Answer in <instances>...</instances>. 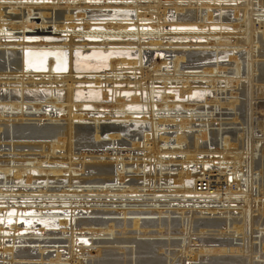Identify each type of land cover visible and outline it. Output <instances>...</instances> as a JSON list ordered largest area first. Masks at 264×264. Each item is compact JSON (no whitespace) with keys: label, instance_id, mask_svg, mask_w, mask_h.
Masks as SVG:
<instances>
[{"label":"bare ground","instance_id":"bare-ground-1","mask_svg":"<svg viewBox=\"0 0 264 264\" xmlns=\"http://www.w3.org/2000/svg\"><path fill=\"white\" fill-rule=\"evenodd\" d=\"M59 1L60 0H33L31 3L26 4V11L28 10V14L24 16L22 15L23 17L21 18V21L16 22L13 17L11 19L10 16L6 17L4 15L5 9L3 10V7L8 5L9 9L17 15L18 7H15L16 4H19L20 2L18 3V0H0V87H19L17 90L10 88L7 90V94H4L3 92L0 93V132L1 127H6L8 132H12L15 138L21 139V141L51 140L49 143H43L41 145H19L14 143L5 145L8 146V148L11 147L10 153L8 154L10 157L9 159L0 158V183L19 184L22 181V183L27 186L32 185V182L37 183L39 181L40 183H44V181H46V187L45 189L28 188L25 190L0 187V255L3 256L2 259L5 260L7 257L8 264H25L26 262L24 260L27 261V259L33 257L35 251L31 249L17 250L14 246L16 244V237L14 234L25 229L26 231L19 235L23 236L24 234H30V236L33 237L34 234L31 235V231L28 230L34 229L35 231H38L36 232L38 236L36 235L34 237L48 234L53 235L59 227L60 229L61 227L67 229L69 224L67 219H65L68 217L67 212L70 210H77V208H73L72 206L52 207L58 210L40 209L41 207L39 208L40 210H32L31 208L33 207H20L17 205L3 206L1 205L2 203H14V200L17 199L33 201L38 198H45L46 200H57L61 205L63 203L74 205L76 202L73 200H77L78 203L82 204L84 203L82 202L83 199L87 197L95 198L99 201H101V199L111 201V199L114 200L121 198L126 205L123 209L121 208L122 210L120 209V212L117 213V215H122L124 221L119 226L114 223L108 226L106 225V227L102 230L100 229L99 232L93 228L89 229L88 226L93 225V222H90L89 220H74L73 223L70 222V225L73 226L69 243L72 246V249H70L73 252L77 249L75 245L80 244L74 238V224H76V226L82 225L88 227V229L85 228L87 231L90 233H97V235H100V233H106L110 236L117 233L121 234L116 231L117 228H121L123 232L122 234L136 235V237L139 236V238H151L152 236L171 237L177 232L182 231L183 234L181 233V235H183L184 246L181 248L180 252L187 256L188 259L195 261L199 258L200 254L225 256L232 252L227 244L218 247L216 244L215 246L205 244L201 245L198 251L190 249V246H188V238L193 237L194 233L197 232V235L203 237L207 234L209 229H216L217 232H214V234L220 237L230 238L229 240H231V244H233L234 240H239L238 243L242 241V245L240 243V245H236L238 243L233 244L240 247L239 250H234L233 252L245 254L246 252L249 253L251 249L253 254L251 258L249 257L251 261L249 264H264L259 261L254 262L255 259L259 260L260 257L259 254L256 256L257 253L255 250L253 251L255 244L253 240L255 238L252 237L255 233H262V237L264 234V140L257 138L256 134L253 133V130H248V133L240 132L241 137L237 139H232L231 134L226 133L227 135L224 134L225 136H221V143L218 148L214 142L220 134H210L209 132L206 133L201 130L194 136L191 131L186 130L189 127L195 126H198L199 128L214 127L216 125L217 127H221L223 124L220 120L216 119L217 115L219 116L221 112L227 110L229 112L237 113L241 100L237 94H231L226 99L218 97L225 92L222 90L224 88L223 85L228 87V84L230 83L228 77L229 72H227V68L221 67L222 63L221 65L217 64L215 67L205 69L202 74H182L179 68L186 58L190 61L195 60L196 64L204 61L206 63L209 61L210 63L211 60H221L220 56H222V54H225L227 58L230 57L229 55L232 53L227 51V49H249L247 55H245L246 62L242 61L241 63V61H239L233 64L234 68L231 70V73L236 76L235 85L239 84L243 69H246L248 78L252 77V75L254 77L259 63L256 58L259 53L264 54V23L263 28H257L258 30H263L261 38L259 36L260 39L257 40L254 14L257 13L259 15H264V0H248V4H240L245 7L244 10L239 9V5L236 3L238 8L234 10V16L237 17L238 14L242 13L243 26L233 24L231 28L234 30L242 28V34L246 37L243 41H226L229 36L231 37L232 35H235L233 33H221V30H227L229 28V25L226 24L227 22L225 23L228 25L227 27H221L222 25L219 26L221 28V30H219L220 32H218V30L216 32L211 31L212 29L215 30V28H217V26H212L215 21V23L219 22L220 24H224L225 21L230 20V17L228 16L229 13L226 14L225 11L226 8H228L226 4L229 2H238L240 0H165L167 4H169L168 7L174 8L177 12V17H175L177 23L175 24L169 23L174 19L168 17L169 8L167 9V6L161 8L164 0H154L153 3L149 2L146 5L147 8H144V6L137 3L135 4L136 6H133L132 4H129L130 2L127 0L124 1V4L121 3L122 5L111 4L109 3V0H104L100 3L95 2L96 0L88 2L81 0H68L67 2L69 5L67 6V13L59 15L62 22L56 23L54 28L55 31L73 32L70 37L65 35L64 39H61L60 37L54 38V40L51 41L43 40L41 42L34 39L25 40L27 33L34 31L37 26L32 22L33 12L31 13V11H38L40 17L45 20L48 18V14L46 12L40 13V11H55L61 6ZM181 4L183 5L181 6ZM184 5H188V9L186 7L184 8ZM62 6L65 7L64 5ZM255 7L262 10H254ZM250 8H252V11H250ZM89 9H92L93 11L91 12ZM103 9L129 10L132 12L130 14L121 12L122 14L118 13L117 17L113 18V15L110 13L102 14L97 12V10L100 11ZM20 12L22 13V10ZM86 12L89 13V16L87 14L88 18L86 17ZM215 12H220L217 18L213 16ZM257 14V19H264V16H258ZM132 19H136L137 22H134ZM93 20L104 21L105 25L100 24L93 27V22H91ZM46 24L47 23L42 22L41 26L45 27ZM179 24L183 26L196 25L198 30L197 32H192L188 29L189 31L184 30L181 32L163 33L166 27L174 25L179 26ZM38 27H40V24ZM78 29L86 30L88 32L91 31L90 34H85V36H87V38L90 37L95 39H92L93 41L90 43L78 42L85 37L83 34H75ZM152 30H162L163 36L178 35L179 38H196L198 35L201 36L203 34H208L209 37H206L207 41L210 38L215 41L210 40L211 42L209 41L210 43L208 44H195L193 42L188 43L181 40V43H169V45H167L164 42V44L161 42L163 40L158 41L157 39V41L143 43L145 36H151L152 33H149V31ZM108 31H111V33L108 34ZM15 32L20 33L16 35ZM73 35L77 36L74 37ZM76 38H79V40ZM118 38L127 39L129 41L123 43H115L112 41L113 39ZM102 39L103 42L101 41ZM75 40H77V42H75ZM95 40H100L101 42L95 43ZM137 40L138 44H141L139 46L137 58L122 57L110 60L109 67L110 69L112 68V70H115L114 73H121V76H123L124 71L122 70L124 69L135 71V75L136 73L141 72L140 79H136L135 81H132L130 78L120 80L118 78L120 75H115L114 77L106 75L97 76L99 75L97 74L94 78L89 80L86 77H82L83 75L79 78L77 74L74 73V50H86L88 47L91 49L104 47L107 49L119 48L120 50L131 48L136 49V46H138V44H136ZM247 45L249 48H246ZM43 48H64L70 51V70L67 74L54 73L53 67L55 60L53 59H49L48 61L47 72H36L25 69L26 64L31 68H38V64L34 63L37 62V57L40 56L38 54L26 53V51ZM144 48H169L176 50L195 48L198 49L199 52H197V50H186L187 52L178 50L179 52H174L177 56L173 62V71L169 73L162 71V68L167 66L168 63L164 60L156 59L157 62L153 64L152 71L148 72L143 68L145 55L143 54L144 51L142 49ZM203 49L216 50L206 52L207 50ZM231 57H233V55ZM240 58L241 57L239 56V59ZM89 65L90 61L85 60H82L77 64L78 67L85 68L89 67ZM156 67L157 69H155ZM82 82H91L96 88L101 89L102 92V102L96 100L95 102H92L94 109L90 112H85L83 109L84 103L78 102L76 98V90L79 89L78 84ZM158 82L162 83H160L161 88L159 89H157L156 86ZM196 82L201 83L198 84ZM246 83L244 82V84ZM118 84L128 86L134 85L137 90L134 91L132 88L129 89L128 87L127 89H121L116 87L119 86ZM176 84H178V86H180L179 84L183 86H180L181 88H178L180 90L176 89V91L169 89V86H175ZM59 85L63 87L60 88L61 92H55V90L59 88ZM106 85L110 86V94ZM32 88L45 89L43 93H38L39 91H31ZM194 89L210 90L213 93L205 92L202 94H196L195 98L197 99L194 100L190 97L194 92ZM247 89H249V87ZM128 90H131V92H128ZM174 92H178L179 97H177L176 94H173ZM139 93H141L140 96ZM157 93L160 94L156 95ZM132 94L135 95L133 96ZM131 95L133 97H130ZM126 96H128V98ZM142 103L146 106V110H141L143 106L141 105ZM26 105L40 115V122L43 121V119H47V121L56 124L66 121L67 126L48 125L42 128L16 126L13 124L14 121H23L25 116L21 113L14 114L13 112H23ZM47 106L49 108H47ZM45 109H50V112ZM51 109L59 111L60 113H53L51 112ZM42 111H44V113ZM41 113L43 114L41 115ZM15 117L21 118L15 119ZM112 119H114L113 121L115 122L122 123V125L118 128L106 130V133L116 135H108L109 139L115 142V140L121 137V135L129 137L130 140H132L131 146L136 150V153L138 152V155L134 157L135 163L131 165L127 164V158H124L123 155H119L118 157V155L115 154L117 156H111V161H113V159L115 160L114 164H87V159L94 158L93 153L87 152L78 158L80 162H75L77 156L75 157L74 155L73 139H76L75 147L81 149V151L91 152L94 148L105 147L108 144H99L101 137L100 132H102V128L99 124L105 120L112 121ZM87 120L94 122V129L76 127V122ZM1 122L7 123L2 124ZM172 124L176 125L178 128L177 132L173 134L162 133L160 137L159 130ZM93 133L95 134L93 135ZM191 134H193L192 137ZM170 136L174 137L173 145L179 147V150L168 147L172 145V143H170L172 140V138H169ZM141 141L143 143H141ZM26 147L30 148V151L35 152L40 150L41 152L39 154H16V152ZM57 150L61 153L66 152L67 158H56L55 155L58 153ZM81 151L79 152L81 153ZM139 152H142V154L139 155ZM179 154H181L182 157L181 161L179 160V162H177L175 160V155ZM32 155L36 157L33 160L14 159L17 156L25 157ZM258 157L259 159L257 160ZM132 159L133 158H129L128 160L131 161ZM64 161H67V163ZM57 163L59 166H55ZM51 164L53 166H51ZM171 164H179V166L175 168V170H177L176 174H165L164 172L169 170L167 165ZM60 165H67V168H64L63 166L61 167ZM85 167L91 176L89 179L84 180L85 178H83L82 180L73 178L81 174ZM133 172L134 176H131L133 178L132 182H128L129 184L125 183L128 184V186L113 188L114 185L123 186V183H120L119 181L129 179L130 175L127 174L123 177V173ZM38 173L45 174L47 177L40 178L37 175ZM66 173L69 174L68 179L63 180L64 182L60 183L68 184V186L66 185L68 190L48 188V180L52 179V177H49L50 175L55 176V179H57L61 178V175ZM204 179L210 181V189L207 192H199L197 189V183ZM77 180H80L82 183L84 181L100 183L104 184V186L101 185L95 188L89 187L87 191H83L85 188L75 187L76 185H73V182L76 183ZM147 193H149V195ZM146 196H153V198L162 203L169 202L171 205L168 206L174 209L171 211L154 210L150 213L141 210V207L138 205L142 203ZM46 200L40 202L45 204ZM102 203L103 201H101V204ZM104 204L106 206V211H111V207H109L107 203ZM41 206L42 208H51L49 206ZM159 206L165 205L159 204ZM10 209H14L15 211H9ZM166 214H169L170 216H178L180 219L174 223L170 216H168L171 221L163 222L162 220H159V222H149L146 224L143 223L141 217L142 215L162 216ZM23 215H30L29 219H26L29 223L27 226L28 228H25V226L19 222V218ZM59 215L64 216V219L63 217L61 218L63 219L62 221L60 219L61 216ZM129 215L135 216V219L132 222L127 219ZM233 216H238V218H233ZM9 218H12L10 222L7 220ZM36 218L49 220H31ZM58 218L60 219V222L57 221ZM29 227L32 228L29 229ZM38 227H41L42 229H39ZM45 228L48 230H45ZM130 228L131 230H128ZM151 228H157V230L154 232H148ZM6 230H8V232H6ZM81 231L83 230L81 229ZM11 233H13L12 237ZM66 234L69 233L66 231L64 232V235ZM236 236L242 238L237 239L235 238ZM249 236H251L250 242ZM136 237L127 240H130L131 243H136ZM7 238L13 240L11 242L14 244L13 246H6ZM156 244L143 242L138 244L137 248L142 250V256L149 258V260L145 259L139 262V264H161L159 259L162 254L155 253L157 250ZM167 244L168 247L171 246L170 243ZM219 244L220 243H218V245ZM246 245H251V248L249 249L248 246L246 248ZM261 247L262 250H260L264 251V243ZM56 253L55 259H48L50 264H60L62 262L59 251ZM92 253L93 250L91 254ZM131 253L134 255V248L131 250ZM155 254L158 255V258L153 257ZM183 255L175 252L170 256H167V261L171 263L170 261L172 258L176 259L178 257L182 263ZM75 256H77V253L76 255L71 254L67 263L71 264V259ZM40 259L42 261L46 259L43 252H40ZM76 260L79 262L80 259Z\"/></svg>","mask_w":264,"mask_h":264},{"label":"rangeland","instance_id":"rangeland-1","mask_svg":"<svg viewBox=\"0 0 264 264\" xmlns=\"http://www.w3.org/2000/svg\"><path fill=\"white\" fill-rule=\"evenodd\" d=\"M31 1H33V0H20V1L18 0V3L20 2L22 4H20V3L16 4L15 8L18 7L17 11L20 12L22 10V13L21 12L18 13L16 11L17 15H16L15 12H12L9 9L8 5L4 6L3 7V10L5 9L4 10V15L6 17L10 16L11 19L13 17L16 22H20L21 18L24 15L28 14V10L26 11V9H27V5L26 4L31 3ZM67 1L68 0H60L59 2L61 3V6L58 7L55 11H46V10L43 11V10L40 9L41 10L40 13H45L46 12L48 14V18L45 19V20L40 17L38 11H31V13L33 12L32 13L33 14L32 22L34 24H36L37 26H36V29H34V31H30V32L27 33V36L25 37L26 38L25 40L29 39L28 36H30V38H41V39H34V40H37L39 42L45 40V39H43L44 37H51V38H60L61 37V39H64L65 35H68L70 37L73 34V32L71 33V31L70 32L69 31H57V30L55 31V28H54L56 23H61L62 22V19L59 18V15L67 13L66 12L67 11V6L69 5V3ZM81 1L88 2V1H92V0H81ZM102 1H104V0H96L95 2L100 3ZM109 1H110L109 3H111V4L113 3V4L122 5V4H124L125 0H109ZM127 1H129L130 2L129 4H132L133 6L137 3V4H140V5L144 6V8H147L146 5L149 2L153 3L154 0H140V1L139 0H127ZM247 2H248V0H240L238 2H231V3L229 2L228 4H226L228 8H226V5H225V8H226L225 11H226V14L229 13L228 16L230 17V20L229 21H225L224 24H220L219 22L215 23L216 22L215 21L213 23L214 25H212V26H221L222 25L221 27H227L229 25V28L227 30L222 28L224 30L223 31V30H221L220 27H217V29L215 28V30L212 29L211 31L212 32H216L218 30V32H220L219 30H221V33H233V34H235V35H232L231 37L229 36L228 40H226V41H231V40L232 41H237V40L243 41V40H245L246 37L242 34L243 33L242 30H241L242 28L234 30L233 28H231V26L233 24L234 25L238 24L239 26H241V25L243 26L242 13L238 14L239 17L238 16L235 17L234 16V10H236L238 8V5H239V9L244 10L245 7H243V5H240V4H245V3L248 4ZM45 3H49V2H45ZM162 3H163V5L161 6V8H164L165 6H167V9L169 8L168 9V17L170 19L174 18L169 23H171V24L177 23V21H176L177 19L175 18V17H177V15H176L177 12L175 11V9L172 8V7H168L169 4H167V2L165 0ZM183 4H181V6ZM18 5H21V6H18ZM62 5H64L65 7H63ZM91 5H94V4H91ZM185 7L188 9L189 6L188 5H186V6L184 5V8ZM19 9H20V11H19ZM250 9H251L250 11H252V8H250ZM90 10H91V12L93 11L92 9H89V11ZM103 10H106V9H103ZM103 10H100V11L97 10V12L101 13ZM107 10L111 11L112 9H107ZM254 10H262V9H260V8L258 9L257 7H255ZM87 12H86V17L88 18L89 14ZM109 13L111 14L112 12H107V14H109ZM156 13H158V12H156ZM219 13L220 12H215V14L213 16L216 18V15L218 14V16H219ZM87 14H88V16H87ZM256 14H254L256 29L257 28L258 29L259 28H263L264 19L263 18L262 19H257ZM257 15L258 16H264V15H261V14L260 15L257 14ZM132 20L134 22H137L136 19H132ZM42 22L47 23L45 27L41 26ZM91 22H93V24L91 23L93 25V27H95L97 25H100V24L101 25H105L104 21H100V20L99 21H94L93 20ZM225 23L228 24V25H226ZM39 24H40V27H38ZM174 26H176V25H174ZM179 26H183V25L179 24ZM258 29L256 30L257 31L256 32L257 33V36H256L257 40H259L261 38V36H262L261 34L263 32L262 29H260V30H258ZM90 32L91 31L88 32L86 30L78 29V30H76L75 34H77V35L78 34H80V35L83 34L85 36V34H90ZM158 32H159V34H158ZM164 32L165 33H167V32L168 33L169 32H178V30H170L169 26H168V27H166L164 29L163 33ZM15 33H16V35H18L20 32H15ZM107 33L109 34V33H111V31H108ZM149 33H152L151 36H145V40L143 41V43L157 41V39H158V41L163 40L161 42L162 43L164 42L167 45H169V43L170 44L181 43L182 41L183 42H188V43L193 42L195 44L196 43H198V44H208V43L211 42L210 40L215 41L214 39H211V38L208 39V41H207L206 37L207 36L209 37L208 34H203L201 36L200 35L196 36V38H201L202 41L194 42V41L191 40V38L185 39L183 37L184 38L183 39V38H179L178 35H176V36H174V35L163 36L162 30H156V31L152 30V31H149ZM77 35H73V36L75 37ZM259 36H260V38H259ZM142 37H144V36H142ZM85 38H87V36L83 37V39H80V40H79V38H76V39L79 40L78 42H80V43H84V42L90 43L91 41H93L92 39L88 40V39H85ZM88 38H90V37H88ZM133 39H136V38H133ZM77 40H75V42H77ZM138 40H137L136 44H138ZM45 41H47V40H45ZM101 41L103 42V39ZM101 41L100 40H95L94 42L95 43H99ZM112 41L115 42V43H117V42L123 43V42L129 41V40H127V39H119L118 38V39H113ZM140 45L141 44H138V46H136L137 47L136 49L135 48H131V49L135 50V52L137 51V53H138ZM246 48H249L248 45H247ZM89 49H91V48L88 47L86 50H89ZM102 49H107V48L104 47ZM82 50H84V49H82ZM142 50L144 51L143 54L145 55V59L143 60V68H144V70H146L148 72L149 71L151 72L152 71V67L154 66L153 64L156 63L157 60H164V61H166L168 63L167 66L162 68V71H164L165 73H169V72L173 71V67H174L173 62H174V60H175V58L177 56V55L174 54V52H179V51L187 52V51H194V50H197V52H199V50L195 49V48H193V49H178L179 51L176 50V49H169V48H160V49L144 48ZM203 50H207L206 52H208V51H211V50L215 51L216 49H203ZM227 51H229L232 54H230L229 55L230 57H228V58L225 56V60L224 61H222L223 59L218 60V61L217 60L216 61L215 60H211L210 63H209V61H208V63H206L204 61V62H200V63L198 62L196 64L195 60L194 61H192V60L190 61L188 58H186L187 60L185 59L184 63L181 64L180 67H179L182 74H191V73L192 74L193 73L194 74H202L205 69L215 67L217 64L221 65V63H222L221 67L227 68V70H228L227 72H229L228 77L230 79V83L228 84V87L227 86L225 87V85H223L224 88L222 90L225 91V92H223V95L220 94L218 97L222 98V99H226L231 94L239 95L241 103H240V105L238 107L237 113H234V112H231V111L229 112L227 110V111L221 112V114H219V116L217 115L216 119L220 120V122H222V124H223L222 126L223 127L222 126L221 127L220 126L217 127V125H216L214 127H205V128L204 127H202V128L200 127L199 128L198 126H195V127H189V128L186 129L188 131H191L194 134V136L197 135V133H199L201 130L205 131L206 133L209 132L210 134H212V133H214L216 135L220 134V136H217L216 141L214 142L217 145L218 148H219L220 143H221V136L226 134V133H230L232 139H237V138L241 137V133H243V132H245V133L247 132L248 133V130L249 131L253 130V133L256 134L257 138H261L262 140H264V136H263L264 135V89H263V86H264V84H263L264 83V54L259 53L257 58H256L257 62H259V63L257 65V72L254 74V77L252 75V77L248 78L246 69H243L241 78L239 80V84L235 85L236 76H235V74L233 75L231 73V70L234 68L233 64H235V63H237L239 61H241V63H242V61L246 62V56L245 55H247V52L249 51V49L236 50V49L230 48V49H227ZM243 53H244V55H243ZM232 55H233V57H231ZM206 56H208V55H206ZM239 56L241 57L240 59H239ZM115 59H117V58H113V59H110V60H115ZM204 64H206V65H204ZM155 69H157V67ZM114 71L115 70H112V68L110 69V67H109V71H107L105 73H101V74H99L97 76L106 75V76H114L115 77V75H120L121 74L119 72L118 73H114ZM122 71H124V73L122 72L123 76L120 75L121 77L120 76L118 77L120 80H124L125 78H130L132 81H135L136 79H140V77H141V72H138L139 74L136 73V75H135L134 74L135 71H133V70H130L131 72L129 70H126V69H124ZM243 71H245V72H243ZM36 74H38V73H36ZM232 79H234V80H232ZM244 82L245 83L247 82V83L244 84ZM160 83L161 82H158V84L156 85L157 89L161 88V84L162 83L161 84ZM196 83L200 84L201 82H196ZM179 85L181 87L183 86L181 84H179ZM180 86H178V84H176L175 86L171 85V86H169V89L170 90H176V89L180 90V89H178ZM106 87L109 88L110 86L106 85ZM116 87H119L121 89L122 88L123 89H127V87H128L129 89L132 88L134 91L137 90L136 86H134V85H130V86H128V85H119V86H116ZM248 87H249L250 90L247 89ZM10 88L11 87H9V88L4 87V86L2 88L0 87V93L3 92L4 94H7L8 93L7 90H9ZM13 88L15 90L19 89L18 86L17 87L16 86L15 87L12 86L11 89H13ZM60 88H63V87L61 85H59V88H57V89L61 90ZM32 89H35V88H32ZM36 89H45V88H36ZM140 90H145V89H140ZM194 90H201V91H205V92H211L210 90H203V89H194ZM211 93H213V92H211ZM140 94L141 93H139V96H140ZM132 95L130 97H133L135 94L133 96ZM251 97H252V99H251ZM141 105H144V104L142 103ZM47 108H49V107L47 106ZM45 110H49V112H50V109H45ZM23 112H13L14 114L21 113L23 116H25L23 118L24 119L23 121H20V120H15L14 121L13 124H15L16 126H24L26 128H29V127H32V128H39L40 127V128H42V127H45V126H48V125H59V126H63V127L67 126V122L66 121H62V122H59V123L56 124V123H52V122L47 121V119L46 120L43 119V121L40 122L39 121V120H41V118L39 117L40 115H38L31 107H29V106L27 107V105L25 106V110ZM42 112L44 113V111H42ZM51 112L57 113L59 111L51 109ZM85 112H90V111H85ZM94 112H96V111H94ZM43 113H41V115ZM9 114H11V113H9ZM237 114H238V117H237ZM235 115H236V117H235ZM95 116H96V113H95ZM16 118L20 119L21 117H15V119ZM235 118H238V119H235ZM113 120L114 119H112V121L111 120H105V121L100 122L101 124H99L100 127L102 128V132H100V136L101 137H100L99 144H101V143L102 144H108L109 146L106 145L105 147L94 148L93 151H91V152H89V151H81V149L75 147L76 139H73L74 152H75L74 155H75V157L77 156L75 162H80V160L78 158L81 157L82 154L87 152V153H93V157L95 158V159L94 158L93 159H90V158L87 159L86 160L87 164H89V163H93V164L94 163H97V164L98 163L114 164L115 160L113 159V161H111V156H114L115 154H117L118 157H119V155H123L124 158H127V160H126L127 164L131 165V164L135 163L134 157H136L138 155V152L136 153V150L133 149V147L131 146L132 140H130L129 137L121 135V134H118V135H121V137L116 139L115 142H113L112 140L109 139L108 135L110 136L111 133H106V130L111 129V128H113V129L114 128H118L120 125H122V123L115 122ZM1 123L5 124L7 122H1ZM215 124H217V123H215ZM75 125H76V127H82V128L84 127V128H91V129L92 128L94 129V127H95L94 122L93 121H88V120L87 121L76 122ZM91 125H93V126H91ZM247 126H248V128H247ZM168 127H166V128L164 127V128L159 130L160 131L159 132L160 137H161L162 133L163 134H173V133L177 132V130H178L176 125H173V124L169 125ZM249 127H251V128H249ZM94 134L95 133H93V135ZM193 134H191V137H192ZM111 135L116 136L115 134H111ZM169 138H172V140L170 141V143H172V145H170L168 147L169 148H175L176 150H179V147H175L173 145L174 144V141H173L174 137L170 136ZM93 140H94V137H93ZM50 141L51 140H36V141L35 140H26V141L22 140L21 141V139L15 138V136H14V134H12V132L11 133L8 132L6 127H3V128L1 127V132H0V154L1 155H0V158H8L9 159V157H10L8 154L10 153L11 147L8 148V146H5V145L13 144V143L14 144H19V145L20 144H25V145H39L40 144L41 145L43 143H49ZM141 143H143V142L141 141ZM235 144H237V143H235ZM220 149H221V147H220ZM57 151H58V153H56V155H55L56 158H60V159L62 157L63 158H67L66 157L67 156L66 152H64V153L62 152L61 153V152H59V150H57ZM79 151H81V153ZM18 152H22V153H18ZM18 152H16V154L25 155V154H39L41 151L39 150V151L33 152V151H30V148L26 147V148H23V149L19 150ZM140 154H142V152H139V155ZM117 155H115V156H117ZM84 156H87V155H84ZM175 157H176L175 160L177 162H179V160L181 161L182 155L181 154L175 155ZM35 158L36 157H34L32 155V156H25V157L17 156L14 159H17V160H26V159L29 160L30 159V160H33ZM96 158H98V159H96ZM129 158H133V159L131 161H129L128 160ZM258 159H259V157L257 158V160ZM81 160H82V158H81ZM64 162L67 163V161H64ZM54 163H56V162H54ZM51 166H53V165L51 164ZM55 166H59L58 163ZM60 166L62 167L63 165H60ZM177 166H179V164H177V165L176 164L167 165V167H169V170H166L164 173L165 174H172V175L176 174L177 170H175V168ZM63 167L67 168V165H64ZM77 168H79V167H77ZM77 170H79V169H77ZM84 170H85V172H84ZM84 170H83V172L81 174L77 175L76 177H73V175H72V177L73 178H77V179H82V180H83V178H85L84 180L89 179L91 176L89 175V172L87 171V168L85 167ZM127 174L130 175L128 180L119 181L120 183H123V186L122 185H114L113 188H121V187L128 186V184L132 182L133 178L131 176H134V172L133 173H123L122 176L125 177ZM37 175L40 178H46L47 177V175H45V174H39L38 173ZM68 176H69V174L66 173V174L61 175V178L55 179V176L50 175L49 177H52V179L48 180L49 181L48 184H47L48 188H50V189H58V190L59 189L68 190V187H67L68 184L60 183V182H64L63 180L68 179ZM45 182L46 181H44V183H40L39 181L37 183L36 182H32L33 183L32 185H27V186H26V184H23L22 181L19 184H17V183H6V184L0 183V187L7 188V189L15 188L16 190H18V189L25 190V189H28V188H30V189H39V188L45 189V187H46V183ZM125 183H128V184H125ZM73 185L74 186L76 185L75 187L85 188V189H83V191H87V189L89 187L95 188V187L101 186V185L104 186V184L90 183L89 181H84L82 183L80 180H77L76 183L73 182ZM213 186H214V184H213ZM147 194L149 195V193H147ZM146 197H144L142 203H140V205H138L139 207H141L140 208L141 210H144V211H147V212L150 213V212H152L154 210L155 211L156 210H164V211H169L170 210L171 211V210L174 209V208L168 206V205H171V203H169V202L162 203L160 201H157L155 198H153V196H146ZM43 200H46V199L45 198H43V199L38 198V199H35L33 201L32 200L24 201L22 199L21 200L17 199V200H14L15 201L14 203H11V202L10 203H6L5 202V204H3V203L1 204L3 206L17 205V206H20V207H29V208L33 207V208H31L32 210L56 209V208H52V207H59V206H67V207H71L72 206L73 208H77V210H73V211L70 210V211L67 212L68 217L65 218L69 222V224L67 226V229L65 227H61V229H60V227H59V228H57L56 233H54L53 235H49L48 234V235H43V236L39 235L40 237H34V236L37 235L36 232H38V231H35L34 229L32 230V229H30L32 227H29L30 230H28V231H31V235L34 234L33 237L30 236V234H24L23 236H20L19 234H22L21 233L22 230H21V232H19V233L17 232V233L14 234V236L16 237V241H15L16 244L15 245L13 243H11L13 241L11 238L10 239L9 238L6 239V246H8V247H11V246L14 245L17 250H19V249L20 250H22V249H29L30 250L31 249V250L35 251L33 257H31L30 259H27V261L24 260L26 262L25 264H50L48 259L49 260L50 259L52 260L53 258L55 259L56 254H57L56 252H58V251H59V253L61 255V260H62V262L60 264H69V263H67V260L70 259V255L71 254L76 255V253H77V256H75V257H73L71 259L72 260L71 264H139V262H141V261H143L145 259L149 260V258H145L144 256H142V254H141L142 250L140 248H137L138 244H141V242H143V243H155V244L157 243L156 244L157 245L156 246L157 250H156L155 253L162 254L160 259H159L161 261V264H167V263L168 264H172V263L173 264H208V263L209 264H244V263L245 264H249V263H251L250 258L252 257V254H253L251 252V249H250L251 245H246V248L248 246L249 249H250L249 253L248 252H246L245 254L235 253V252H233L234 250L236 251V250L240 249V247H238L236 245H240L242 243V241H240L239 242L240 244H239L238 243L239 240H236V241L234 240L235 242L233 241V244H236V243H238V244L233 245V244H231V240H229L230 238H228V237H220V236L215 235L214 232H217L216 229H209L207 231V234L204 235L203 237L197 235L198 234L197 232H196L197 234L194 233L193 237L188 238V246H190V249L198 251L200 246L201 245H205V244L206 245H211V246H215V244H216L217 247L221 246V245H224V244H227V245H229V248L231 249L232 252L228 253L225 256H219V255H217V256H209L207 254H204V255L200 254L199 258L200 257H202V258H200V259L198 258L195 261L190 260V259L187 258V256L181 254L180 251H181V248L184 246V243H183V235H181L182 231H180L178 229H175V230H178L180 232H177L176 234L172 235L171 237H168V236H166V237L165 236L164 237L155 236L154 237V236H152L151 238H145V237H142V238L140 237L139 238V236L136 237V235H131V234L130 235L129 234L128 235H124V234H122L123 232H122L121 228H117V230H116L117 232H120L121 234L117 233V234L111 235V236L107 235L106 233H100V235H97V233H90L89 231L86 230L89 227V229L93 228V229H96V231L98 230V232H99L100 229L101 230L104 229L106 227V225L108 226V225L113 224V223L115 225H118V226L121 225L122 222L124 221L123 220L124 217L122 215H117V213H119L120 209L121 208L123 209L125 207V205H126L125 202L123 200H121V198H117V199H114V200L111 199V201H105V199H101V201H103V203L101 204V201H99L98 199L87 198L86 197L82 201L85 204L84 203L80 204V203L77 202V200H73V201L76 202L74 205H70V204L67 205V203H63L61 205V203H59V201H57V200L54 201L52 199H49V200L47 199L45 201V204H44V203H41ZM66 201H68V200H66ZM104 203H107V205H109V207H111V211H106V209H105L106 206H105ZM111 204H113V205H111ZM159 204L160 205L163 204L165 206H159ZM23 205H25V206H23ZM41 205H43V207L49 206L51 208H42ZM85 205H87V206H85ZM152 206L156 207V208H153ZM87 207H88V211H87ZM56 210H58V209H56ZM59 213H62V212H59ZM59 216H61V215H59ZM168 216H170V215L169 214L168 215L167 214L166 215H162V216H159V215H151V216L150 215H142L141 217L143 219L142 220L143 223H146V224L149 223V222L150 223L159 222V220H162L163 222L172 220L175 223V222H177L180 219V217H178V216L171 215L170 216L171 220H169L170 218ZM29 217H30V215L21 216V218H23V219H29ZM62 217L64 219V216H61L60 219ZM217 218H219V217H217ZM233 218H238V216H236V217L233 216ZM60 219L58 218L57 221L60 222ZM63 219H61V221ZM127 219L130 222H132L135 219V216L134 215H129L127 217ZM74 220H77V221L89 220L90 222H93V225L92 226H88V227L82 226V225H77L76 226V224H74V234H75L74 238H75V240L77 242L80 243L78 245H75V247L77 248L76 251H74L75 253L71 250L72 246L69 243V241L71 239V230H72V226H73V225H70V222L73 223ZM20 224H22V223H20ZM38 228L42 229L41 227H38ZM81 229L83 231H81ZM45 230H48V229L45 228ZM128 230H131V228L128 229ZM156 230H157V228H153V229L151 228V229H149L148 232H154ZM66 231L69 234L64 235V232H66ZM6 232H8V230H6ZM23 232H25V231H23ZM178 234H180V235H178ZM6 235H9V234H6ZM12 235H13V233H11V237H12ZM135 237L137 239L136 243H131L130 240H127V239H130V238L132 239V238H135ZM249 237H250V239H249V242H250L251 236H249ZM252 237L255 238L253 240V242H255L254 247H253V251L255 250V252L257 253L256 256H258V254H259V257H260L259 260L255 259L254 262H258L259 261V262H263L264 263V261H261V260H264L263 259L264 258V251H261L262 250L261 246L264 243L263 242L264 241V234H263V237H262V233H260V234L259 233H255V234H253ZM256 237H258V238H256ZM259 237H260V239H259ZM235 238L241 239L242 237H237L236 236ZM83 243H87V244H83ZM167 243H170L171 246L168 247ZM218 243H220V244L218 245ZM246 244H247V242H246ZM133 248H134V255L131 253V250ZM92 250H93V253L91 254ZM135 251L137 252V254H136ZM40 252L44 253V256L46 258L44 261H42L40 259ZM175 252H177L180 255H183L182 256V260H183L182 263H181L180 259H178V257L176 259L172 258L173 260L171 259V261H170L171 263H169L167 261L168 260L167 256H170L171 254H173ZM139 255H140V257H139ZM157 256L158 255L155 254V256H153V257L158 258ZM2 257L3 256L0 255V264H8L7 263L8 262L7 261V257L5 259L6 261L4 259H2ZM135 258H136V260H135ZM76 259H80L79 262ZM215 259H216V261H215ZM164 261H166V262H164Z\"/></svg>","mask_w":264,"mask_h":264},{"label":"water","instance_id":"water-1","mask_svg":"<svg viewBox=\"0 0 264 264\" xmlns=\"http://www.w3.org/2000/svg\"><path fill=\"white\" fill-rule=\"evenodd\" d=\"M107 12H112L111 13L113 15L112 17L115 18V17H117L118 13L125 12V13L130 14L132 11H129V10H111V11L103 10L101 13L107 14ZM217 17H218V14L216 15V18ZM217 27H219V26H217ZM169 29L170 30H179L178 32L184 31V30L189 31L188 29H190L192 32H197V30H198L195 25L183 26V27L182 26H170ZM28 37H29V39H41V38H30V36H28ZM43 39L49 40V41L54 40V38H51V37H44ZM86 39L91 40V39H95V38H86ZM185 39H187V38H185ZM191 40L194 42L202 41L201 38H191ZM26 53L38 54L40 56L37 57V62L34 63V64H38V68H31V67L27 66V64H26L25 69L33 70L36 72H47L48 61H49V59H53V60H55L54 67H53L55 74H67L68 71L70 70V51L68 49H64V48L31 49V50L26 51ZM122 57L137 58V51L135 52V50H133V49H125V50L102 49V48L89 49V50L76 49L73 51L74 73L77 74L79 78L81 77V75H83L82 77H86L90 80V79L94 78L95 75H97V74H101V73H105V72L109 71L110 59L122 58ZM222 58H223L222 61H224L225 60V54H222V56H220V59H222ZM82 60L90 61L89 67H86V68L85 67H78L77 64L80 63ZM78 85H79L78 86L79 89L76 90L77 101L84 103L83 109L85 111H92L94 109V107L92 106V102H95V100L98 102H102L101 89L96 88L95 86H92L94 84L91 82H88V83L82 82ZM110 90L111 89L108 88L109 94H110ZM31 91H39L38 93H43L44 89H32ZM172 91H176V90H172ZM55 92H61V90L57 89V90H55ZM128 92H131V90H128ZM202 93H205V91L194 90V92L192 93V95L190 97H192V99L195 100V99H197V98H195L196 94H202ZM158 94H160V93H157L156 95H158ZM173 94H176L177 97H179L178 92H174ZM126 97L128 98V96H126ZM141 110H146V106L143 105ZM9 211H15V210L10 209ZM27 211H32V210H27ZM7 220H8V222H10L12 220V218H9ZM31 220L45 221V220H49V219L36 218V219H31ZM19 222H21L25 226V228H28L27 226L29 225V223L26 221V219H23L20 217ZM23 231H26V230L23 229L22 232Z\"/></svg>","mask_w":264,"mask_h":264},{"label":"built area","instance_id":"built-area-1","mask_svg":"<svg viewBox=\"0 0 264 264\" xmlns=\"http://www.w3.org/2000/svg\"><path fill=\"white\" fill-rule=\"evenodd\" d=\"M210 181L208 179H204L197 183V189L199 192H207L210 189Z\"/></svg>","mask_w":264,"mask_h":264}]
</instances>
